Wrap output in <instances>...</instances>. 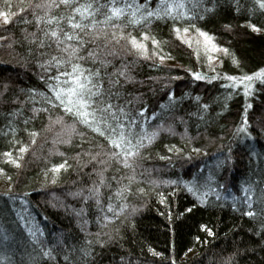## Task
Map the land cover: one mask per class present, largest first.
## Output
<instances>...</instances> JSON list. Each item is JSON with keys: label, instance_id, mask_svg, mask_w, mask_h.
<instances>
[{"label": "trees", "instance_id": "obj_1", "mask_svg": "<svg viewBox=\"0 0 264 264\" xmlns=\"http://www.w3.org/2000/svg\"><path fill=\"white\" fill-rule=\"evenodd\" d=\"M8 2L17 11L41 0ZM150 3L155 8L159 0ZM5 8L0 0V10ZM255 8L253 0H240L239 11L236 0H201L193 14L203 20L128 24L125 36L139 41L147 33L160 42H145L147 59L127 39L117 44L111 35L81 49L82 67L99 70L104 90L111 88L112 102L128 114L121 120H135L128 129L133 137L158 132L130 159L132 168L112 157L105 138L48 102L49 85L57 83L49 77L58 71L46 62L64 54L54 44L30 43L25 29L43 38L35 25L0 31L7 37L0 40V264H264V83L253 81L246 95L244 84L223 79L264 69V14ZM189 23L229 53L210 44L206 50L195 30L184 34ZM174 27L181 29L180 38ZM113 31L119 35V28L107 27ZM90 51L96 58L88 57ZM121 71L125 76L112 85ZM251 142L257 161L250 156ZM21 147L28 151L21 153ZM6 152L19 168L5 162ZM65 161L64 169L51 171ZM249 187L254 218L243 215ZM230 197L238 199L236 207ZM48 250L51 258L42 255Z\"/></svg>", "mask_w": 264, "mask_h": 264}, {"label": "snow or ice", "instance_id": "obj_2", "mask_svg": "<svg viewBox=\"0 0 264 264\" xmlns=\"http://www.w3.org/2000/svg\"><path fill=\"white\" fill-rule=\"evenodd\" d=\"M4 3L6 5L5 10H0V31L7 30L9 25L20 23L35 25L38 31L42 32L43 38L37 37L36 33L28 34L26 29L25 38L31 35L33 39L30 43L35 44L38 41L39 48L52 47L54 44L64 54L63 59L58 56H51L46 62L49 67L54 66L58 71L57 75L49 77V79H53L57 83L55 86L49 85L52 96L48 98V102L53 107L62 108L66 114L73 117L78 123L83 124L85 127L91 129V131L105 138L109 148L112 150V157H119L124 167L132 168L133 165L130 163V159L139 155V150L145 147V139L151 143L156 135H158V132H152L151 135L146 134L139 139L133 137L132 132L128 129L130 125H135V120L128 119L127 122L121 120V117H127L128 115L125 109L120 104L112 102L115 94L111 91V88L107 91L104 90L99 70L93 71L82 67L80 61L85 58L80 56L79 53L87 43H92L101 38L107 40V37L111 35L112 41L115 43L118 44L121 40L127 39L132 49L144 56V58H150L146 55L148 47L145 42L151 40L152 45L156 47L159 46L160 42L151 38L147 33L143 34L139 41L136 37L131 36V34L125 36L124 28L128 24L134 26L149 24L152 19L186 20L189 22L194 19L203 20L205 18L203 15L193 14L194 10L200 7L201 0H159L155 8H152L150 0H144L143 4L139 3L138 0H120V6L117 5V0H108L107 3H101L99 0H83V2L81 0H41L39 3H32L28 8H21L17 11L12 10V5L8 0H4ZM253 3L256 6L253 11L258 9L264 14V0H253ZM189 5H191V8H189ZM236 6L239 11L240 0H236ZM61 8L67 10L66 15L59 16L52 14L53 9ZM204 11L212 13L215 9L205 8ZM41 12L43 15L40 14ZM25 13H29L32 19H26ZM101 14L104 16L103 20L99 19ZM116 21H126V23L117 24ZM98 24H103L106 27L98 29ZM249 26L254 32L258 33L261 31V28L255 24H250ZM107 27L119 28V35L115 31L109 34ZM190 29L195 30L198 36L203 38L206 50L207 45L210 44L211 49L214 51H222L225 54L229 53L227 48H218L213 43L214 38L207 32L197 28L194 23H189L188 27L183 28V33L187 34ZM173 31L180 38L181 29L174 27ZM86 37L87 39H85ZM6 39L7 37L0 36V40ZM184 42L188 43L189 47H191V42ZM105 47H107V44H105ZM116 54L115 52L108 53V55ZM153 55H157V53H153ZM96 56L97 53L95 51L88 53L89 58H96ZM164 58L162 55L159 56L161 61ZM209 59L211 60V56H209ZM233 62L237 63L235 58ZM64 65H68L70 70H64L62 68ZM40 66L45 67L44 64ZM117 76L116 80L110 81L112 85H118L119 77L125 76V73L121 71ZM195 79L201 80L207 79V77L196 74ZM223 79L232 81L233 85L231 86L244 84L245 94L248 95L250 94L253 81L260 80L264 83V69L252 75L245 74L241 77L225 75ZM208 82L211 83V80ZM248 107H251V105ZM42 110L47 111V109ZM145 111L146 109H142L138 115L143 117ZM245 124H247L246 119ZM241 131H245V129H241ZM31 135L35 137L38 133L32 132ZM32 143H35V139L32 140ZM19 151L25 153L28 151V148L21 147ZM4 156L9 158L5 161L6 163L14 164L17 168L20 167L17 160L11 159L12 153L6 152ZM66 163L65 161V163L53 166L51 171L59 172L65 168ZM53 183H55V179ZM128 190L130 191V189ZM251 190V187L244 189L245 199L243 203L247 204L248 210L243 212V215L254 218L257 212L253 209L251 196L248 195ZM112 210V207L109 206V211ZM188 211H191V209H188ZM260 213L264 214V208L260 209ZM204 230L209 235L213 234L210 229L205 228ZM88 244L91 245V241H88ZM101 247H103V244H101ZM84 254L87 256L90 253L85 251ZM42 255L51 258V250L43 251ZM153 255H157V253H153Z\"/></svg>", "mask_w": 264, "mask_h": 264}, {"label": "rangeland", "instance_id": "obj_3", "mask_svg": "<svg viewBox=\"0 0 264 264\" xmlns=\"http://www.w3.org/2000/svg\"><path fill=\"white\" fill-rule=\"evenodd\" d=\"M253 148H254V147H253L252 142H251L250 147H249V150H250V156L253 158V160L257 161V159H258V155H257L256 150H254L255 148H254V149H253ZM229 201H230L231 204H232L233 206H235V207H236V205L239 203L238 199H234L233 197H230ZM1 245H2V244H1ZM2 246H3V245H2Z\"/></svg>", "mask_w": 264, "mask_h": 264}]
</instances>
